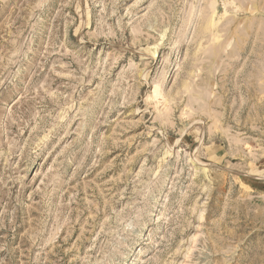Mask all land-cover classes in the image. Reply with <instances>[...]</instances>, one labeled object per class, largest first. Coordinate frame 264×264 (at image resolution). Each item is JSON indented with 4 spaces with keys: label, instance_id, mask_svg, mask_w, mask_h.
<instances>
[{
    "label": "rangeland",
    "instance_id": "obj_1",
    "mask_svg": "<svg viewBox=\"0 0 264 264\" xmlns=\"http://www.w3.org/2000/svg\"><path fill=\"white\" fill-rule=\"evenodd\" d=\"M0 264H264V0H0Z\"/></svg>",
    "mask_w": 264,
    "mask_h": 264
}]
</instances>
